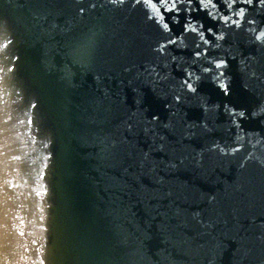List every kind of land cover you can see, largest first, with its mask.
<instances>
[{"label": "water", "instance_id": "obj_1", "mask_svg": "<svg viewBox=\"0 0 264 264\" xmlns=\"http://www.w3.org/2000/svg\"><path fill=\"white\" fill-rule=\"evenodd\" d=\"M230 3L0 0V264H264V122L225 111L264 103V9Z\"/></svg>", "mask_w": 264, "mask_h": 264}, {"label": "snow or ice", "instance_id": "obj_2", "mask_svg": "<svg viewBox=\"0 0 264 264\" xmlns=\"http://www.w3.org/2000/svg\"><path fill=\"white\" fill-rule=\"evenodd\" d=\"M112 3L114 4H124L125 3V0H111ZM135 2L137 4H141V3H146L147 0H135ZM161 3L163 2H166V0H160ZM209 2H211V0H209ZM226 3H228V0H225ZM188 3L191 4L192 3V0H188ZM237 3H241L243 5H246L248 6L250 9H257V7L261 8V9H264V0H231V3H230V7L231 5H234V4H237ZM203 4V0H200V5H198V7H200L201 5ZM92 7H95V5L93 4ZM172 7L175 9L176 8V5H175V2H173V5ZM213 7H215V4H213ZM85 11V9L83 7H81L79 9V12L81 14H83ZM176 11H179V9H176ZM241 11V14L243 12V9L240 10ZM177 22H179L177 20ZM255 21H249V23H254ZM163 27L169 31H171V29L169 28V25L168 24H164ZM184 28L186 29L187 28V25L185 24L184 25ZM207 31H211V28L207 29ZM261 36H264V33H261ZM257 40H261V37L258 36L256 37ZM169 43H175V41L171 40L169 38ZM261 43H264V40H261ZM199 45L196 46L197 48V51H195L194 55L195 56H200L201 55V52L199 51ZM161 50H163L161 48ZM225 61H221L220 64H217L216 65V68H220L221 66L225 65ZM205 71H208L207 69H205ZM192 75V73H187V77L186 78H183L182 79V87L186 86V88L188 89L189 93H192V94H195L197 92V89L193 87L192 83L189 82V79ZM218 78V77H217ZM224 91H225V94H227L228 92V88L227 86L225 85L224 86ZM174 101L176 103H179L181 100H182V97L177 95L175 96L174 98ZM167 107H171V105H166ZM225 111L227 112V114L229 115V118L231 119L232 117L234 116H239L241 118V121H240V124H237L236 126L237 127H240L241 124H243L244 120H248V119H256V120H259L261 122H264V103H262L261 105H258L256 106L255 108H253L251 111L245 109V110H241L240 112H236V111H229L228 109H225ZM151 120L149 121V123H158L160 121V116H159V113L157 112H152L151 114ZM165 127H167V125H165ZM236 151H239L238 148H233V152H236Z\"/></svg>", "mask_w": 264, "mask_h": 264}]
</instances>
